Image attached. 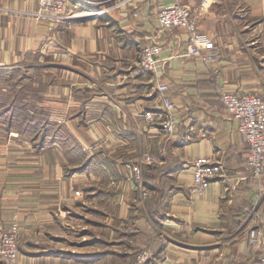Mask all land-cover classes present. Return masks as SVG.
I'll return each instance as SVG.
<instances>
[{"label":"crops","instance_id":"0c3cea01","mask_svg":"<svg viewBox=\"0 0 264 264\" xmlns=\"http://www.w3.org/2000/svg\"><path fill=\"white\" fill-rule=\"evenodd\" d=\"M173 1L68 0L66 10L78 18L56 22L34 15L37 0H0V71L16 69L19 63L31 65L29 55L35 53L44 69L70 72L75 96L70 88L56 93L55 86L50 95L58 99L50 101L51 117L62 119L75 145L93 147L96 133L106 136L104 150L86 152L89 165L70 174L63 173L60 163L78 157L69 153L74 146L63 149L58 144L42 152L41 178L56 184L57 207L62 203L69 219L74 215L70 209L79 210L76 203L88 204V214L95 216L97 208L110 210L109 195L115 199L110 204L117 212L107 214L105 226L113 228L110 221L117 219L118 228L124 226L121 230L130 238H111V245L127 248L97 255L107 259L145 250L143 264H250L261 249L251 231L264 229V177L255 178L247 167L246 143L220 102L219 87L264 93V0H204V6L203 0H182L196 16L198 32L214 43L212 49L200 48L199 54L187 53L186 29H159L158 11ZM95 10L102 12L85 17L98 13ZM151 40L161 46L157 71L138 63L141 46ZM204 55L211 58L203 60ZM49 57L59 61L49 62ZM161 83L174 104L177 129L171 136L143 116L161 106ZM83 84L88 95L81 100L75 88ZM145 148L158 154L160 164L143 168L148 190L143 199L127 178L124 162ZM205 155L223 163L225 171L196 196L191 192L190 163ZM45 202L43 221L49 233L54 207ZM4 207L0 196V230L10 225ZM16 212L12 216L18 218ZM59 217L58 236L75 243L69 238L72 220ZM60 248L56 255L19 251L15 264H84L75 260L80 249Z\"/></svg>","mask_w":264,"mask_h":264},{"label":"rangeland","instance_id":"374dc122","mask_svg":"<svg viewBox=\"0 0 264 264\" xmlns=\"http://www.w3.org/2000/svg\"><path fill=\"white\" fill-rule=\"evenodd\" d=\"M34 15L39 19L49 20L45 17H39L36 13ZM32 55L33 56L29 58L32 63L31 65L24 66L19 63V67L24 66L27 69L28 73L31 75V77L23 79V82H26V85L20 88L19 94L24 91L26 93L25 97L27 99L31 98L34 104L39 107V109L42 108L45 111L46 116L51 121L55 122L54 127H51L48 132L49 135H53L54 130H56L57 132H54V134H56V137L54 138L55 143H52L53 141L47 139L45 145L37 150L32 144L30 132L24 130L22 126H11L10 130H7V126H5L4 123L0 121V196L2 197V205L8 208L7 209L4 207L2 209V213L3 215H6L8 213L7 222H9L10 225H12L13 223L17 224L18 252L30 251L38 254L43 252L45 253L49 251V249L62 251L63 249L60 248V245H64L66 249L69 247L75 249L78 248L80 249V252L78 253L85 251L83 253L97 252L99 254L103 252L110 253L117 250L123 251L124 247H126V244L112 246L111 244L113 242L111 240L123 238L122 235L126 236L125 239H129L130 235H124L122 232L123 230H121L125 229V227L122 226L121 228H118L119 221L115 218L110 221L113 228H110L107 225L105 226V218L106 216H108L107 214L114 215L117 212L115 206H113V204H110L111 202L114 203L115 200L112 196L107 195L109 197V204L107 203L106 206L110 210L100 207L97 208L95 216L93 214L89 215L87 211L88 204H85V206L82 207L80 203H76V206L79 210L70 209L74 212V215L71 219H69V212L62 209V203L60 208L57 207L58 201L56 199V184L52 183L49 180L41 178L44 167V156L42 154L44 149L48 148L52 151V147L58 148V144L63 149L69 145L74 146L71 148L74 150L69 153H77L76 155L79 158L75 156L76 158L73 159L68 158V161L67 157H65L67 159L66 162L68 163H65V161H61L60 163L63 173H66L67 168L75 167L78 165L81 166L83 161H85L84 157L86 158V154H90L89 151H92V149L94 150V148L88 145H75L76 140H74V137L66 129L63 128L62 119H54L50 114V112L52 111L50 101L58 99V96L52 97L50 95V92L55 90V86L56 93H58V90L67 92V90L70 88L73 96H75V92L71 88V85L73 84V78L70 76L71 73L68 71L59 70L57 69V67H50L49 69L46 68V70H43L44 68H37L34 64H40V58L35 53H32ZM49 59V62L51 61L52 63H57L59 61L56 60V58L52 59L51 57H49ZM43 60H46V58ZM80 68L83 70L85 69L84 66H81ZM16 76H18V74H15V77ZM4 77V74L0 73V84L3 86V88L11 85L13 80L11 78L5 80ZM66 85H68L67 89H65ZM16 88H18V86H16ZM75 89L77 90V95L81 100L87 97L88 94L86 92L88 91V87L85 84L80 85ZM60 95L61 97H63V100H65L64 94L61 93ZM262 95H264V93H262ZM72 98L75 100V97ZM89 129L92 131V126H90ZM96 142L104 143L98 149L104 150V147L107 143V138L103 134L96 133L94 143ZM63 143H66V145H64ZM144 151H150L151 153L156 154L155 151H153L151 148H145L137 154L135 159ZM135 159H131V161ZM126 162L127 161H125L124 163ZM73 163H75V165L70 166ZM47 181L49 182L47 183ZM80 192L78 191L77 193ZM147 197L148 195L145 198ZM46 200H48L50 202L49 204L54 207L52 211L50 210L52 219L49 221V233L45 228V221H43V210L45 208V205L48 203L45 202ZM16 211L19 212L18 218L15 216L17 214ZM12 212H16L14 213L15 215L12 216ZM58 215H62L63 218L72 220V222L70 223L74 225V229L70 233V236H72V238H69L73 239V242L75 243H65L67 241H63V239L58 236V231L56 228L57 219L60 218ZM93 219H96L95 224L93 223ZM133 225L134 227H136L135 220H133ZM114 228H118L119 230H112ZM127 231L129 232L130 230ZM132 233L136 232L132 230ZM28 243H31L33 247L29 246ZM132 250L134 251V249ZM56 254L57 253H52V255ZM137 254L138 251L136 250L134 251V254L129 255L128 257H124L120 263L111 262V259H115L116 257L112 256L106 259L105 254L96 256L91 255L90 259L84 257H75V260L84 264H127L131 263V260H134L136 262ZM71 260L74 261V259ZM35 264H59V262H41L38 260V262H36Z\"/></svg>","mask_w":264,"mask_h":264},{"label":"built area","instance_id":"2783aa9c","mask_svg":"<svg viewBox=\"0 0 264 264\" xmlns=\"http://www.w3.org/2000/svg\"><path fill=\"white\" fill-rule=\"evenodd\" d=\"M38 9L36 14L56 22L76 19L78 15L67 11L68 0H37ZM206 2L203 0L201 5ZM95 15L85 17H97L101 10H95ZM83 18V17H82ZM157 23L160 30L172 28H184L188 33L187 53L199 54L200 48H213V41L206 35L197 31L196 16L193 15L191 7L182 2L174 0L160 7L157 15ZM161 46L156 40L144 43L139 50L138 63L143 69L149 71L158 70V55ZM203 60L211 58V55L201 56ZM161 93V106L144 113V119L158 126L167 136L174 135L177 129V120L174 112V104L167 93V85H157ZM219 98L227 114L236 122L237 130L246 143L245 162L251 174L261 179L264 177V95L256 92L241 94L229 90L225 85L219 87ZM104 143L96 142L94 149H99ZM160 158L150 151L142 152L135 160L124 164L127 178L133 182L144 199L148 195L144 178L143 168L146 165H158ZM191 169V192L196 196L204 194L211 183V179L221 175L225 166L209 156H199L190 163ZM251 236L261 241V249L258 256L250 264H264V229L256 232L251 231ZM18 227L13 223L6 229L0 230V264H15L18 257ZM253 241V240H252ZM148 257L147 251L137 254L136 262L142 263Z\"/></svg>","mask_w":264,"mask_h":264},{"label":"trees","instance_id":"16d2710c","mask_svg":"<svg viewBox=\"0 0 264 264\" xmlns=\"http://www.w3.org/2000/svg\"><path fill=\"white\" fill-rule=\"evenodd\" d=\"M33 55H29L32 57ZM35 67L43 69L40 64H34ZM34 67V66H33ZM46 70V69H43ZM1 74H4L5 80L13 79L12 84L3 88L0 84V121L7 126V130L11 126H22L24 130H27L31 133V141L33 146L38 150L43 147L47 139L54 141L56 134L53 131V135H49V130L51 127H54L55 122L51 121L47 116L45 111L37 107L31 98H26V93L24 91L19 94L20 88L26 85V82H23V79L31 77L27 69L22 66L16 69H12L8 72L0 71ZM15 74L18 76L15 77ZM18 86V88H16ZM33 107V108H32ZM57 132V131H56ZM89 165L88 159L83 161L82 165L75 167L67 168L66 173L70 174L72 172H78L85 169ZM145 182V180H144ZM18 245V244H17ZM59 250L47 251V253H58ZM105 253V252H104ZM78 258L97 255L98 253H75ZM102 254V253H99ZM125 253H120L115 259H111V262L120 263L124 257ZM135 264L134 260H131V263ZM138 264V263H137ZM143 264V263H141Z\"/></svg>","mask_w":264,"mask_h":264},{"label":"bare ground","instance_id":"6f19581e","mask_svg":"<svg viewBox=\"0 0 264 264\" xmlns=\"http://www.w3.org/2000/svg\"><path fill=\"white\" fill-rule=\"evenodd\" d=\"M99 13V12H98Z\"/></svg>","mask_w":264,"mask_h":264}]
</instances>
